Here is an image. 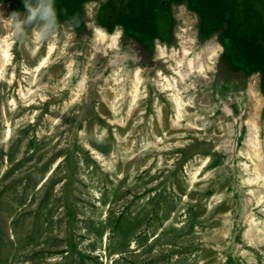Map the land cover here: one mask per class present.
<instances>
[{
    "label": "rangeland",
    "instance_id": "374dc122",
    "mask_svg": "<svg viewBox=\"0 0 264 264\" xmlns=\"http://www.w3.org/2000/svg\"><path fill=\"white\" fill-rule=\"evenodd\" d=\"M104 1L79 30L0 2V264H264L260 74L184 3L148 45Z\"/></svg>",
    "mask_w": 264,
    "mask_h": 264
},
{
    "label": "trees",
    "instance_id": "16d2710c",
    "mask_svg": "<svg viewBox=\"0 0 264 264\" xmlns=\"http://www.w3.org/2000/svg\"><path fill=\"white\" fill-rule=\"evenodd\" d=\"M98 0H50L55 21L36 18L28 20L25 3L36 7L49 0H0L9 3L13 13H23L24 23L45 21L49 28L63 22L75 30L86 24L85 4ZM259 0H105L97 10V24L107 33L120 27L124 34L153 45L156 40L168 43L173 38L174 4H186L199 18V35L206 39L213 34L231 57V62L245 75L258 72L264 93V9ZM264 8V7H263Z\"/></svg>",
    "mask_w": 264,
    "mask_h": 264
},
{
    "label": "clouds",
    "instance_id": "9594fccd",
    "mask_svg": "<svg viewBox=\"0 0 264 264\" xmlns=\"http://www.w3.org/2000/svg\"><path fill=\"white\" fill-rule=\"evenodd\" d=\"M25 7L28 11L27 19L29 21L36 18L38 14L41 19L48 20L49 22L55 21V13L52 9L50 0L48 3H39L36 7H31L25 3Z\"/></svg>",
    "mask_w": 264,
    "mask_h": 264
},
{
    "label": "crops",
    "instance_id": "0c3cea01",
    "mask_svg": "<svg viewBox=\"0 0 264 264\" xmlns=\"http://www.w3.org/2000/svg\"><path fill=\"white\" fill-rule=\"evenodd\" d=\"M232 67H236V66H234V65L232 64Z\"/></svg>",
    "mask_w": 264,
    "mask_h": 264
}]
</instances>
